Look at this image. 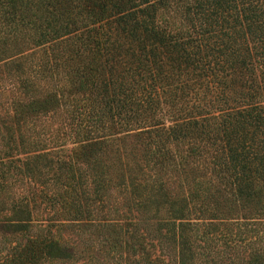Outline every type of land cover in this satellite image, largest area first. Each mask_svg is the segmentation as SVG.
I'll return each mask as SVG.
<instances>
[{
    "label": "trees",
    "instance_id": "obj_1",
    "mask_svg": "<svg viewBox=\"0 0 264 264\" xmlns=\"http://www.w3.org/2000/svg\"><path fill=\"white\" fill-rule=\"evenodd\" d=\"M0 264H264V0H0Z\"/></svg>",
    "mask_w": 264,
    "mask_h": 264
}]
</instances>
